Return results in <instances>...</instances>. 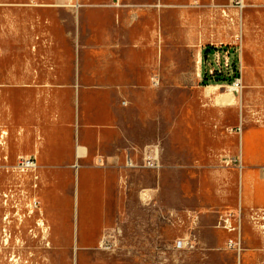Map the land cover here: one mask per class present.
<instances>
[{
    "label": "rangeland",
    "instance_id": "374dc122",
    "mask_svg": "<svg viewBox=\"0 0 264 264\" xmlns=\"http://www.w3.org/2000/svg\"><path fill=\"white\" fill-rule=\"evenodd\" d=\"M261 123L264 0H0V264H264Z\"/></svg>",
    "mask_w": 264,
    "mask_h": 264
},
{
    "label": "crops",
    "instance_id": "0c3cea01",
    "mask_svg": "<svg viewBox=\"0 0 264 264\" xmlns=\"http://www.w3.org/2000/svg\"><path fill=\"white\" fill-rule=\"evenodd\" d=\"M247 139L251 144L249 149ZM240 146L241 158L246 164L241 171L240 195L246 203L257 204L262 198L257 184L259 180L264 182V123L247 125L242 131Z\"/></svg>",
    "mask_w": 264,
    "mask_h": 264
},
{
    "label": "built area",
    "instance_id": "2783aa9c",
    "mask_svg": "<svg viewBox=\"0 0 264 264\" xmlns=\"http://www.w3.org/2000/svg\"><path fill=\"white\" fill-rule=\"evenodd\" d=\"M242 86V81H241V77H235V80L233 81V90L234 91H239L240 87ZM27 162L29 164L33 163L34 161L31 159H27ZM232 216H227V218L225 219V226H229L231 227L230 229L236 230L237 227H232ZM241 242L238 241V239L236 237H232L229 239L228 244L232 247H238L241 248Z\"/></svg>",
    "mask_w": 264,
    "mask_h": 264
},
{
    "label": "bare ground",
    "instance_id": "6f19581e",
    "mask_svg": "<svg viewBox=\"0 0 264 264\" xmlns=\"http://www.w3.org/2000/svg\"><path fill=\"white\" fill-rule=\"evenodd\" d=\"M214 86H218L217 84H213ZM230 89H233V86L230 85L229 86ZM220 101L222 104H226V105H234L237 103V97L236 94L234 93H229V94H223L221 93L220 95Z\"/></svg>",
    "mask_w": 264,
    "mask_h": 264
},
{
    "label": "trees",
    "instance_id": "16d2710c",
    "mask_svg": "<svg viewBox=\"0 0 264 264\" xmlns=\"http://www.w3.org/2000/svg\"><path fill=\"white\" fill-rule=\"evenodd\" d=\"M212 49H215V47H209L208 51L210 52V51H212ZM234 72H235L234 76L239 75V71H238V68L236 66H234Z\"/></svg>",
    "mask_w": 264,
    "mask_h": 264
}]
</instances>
